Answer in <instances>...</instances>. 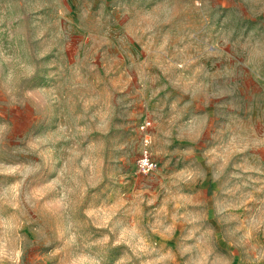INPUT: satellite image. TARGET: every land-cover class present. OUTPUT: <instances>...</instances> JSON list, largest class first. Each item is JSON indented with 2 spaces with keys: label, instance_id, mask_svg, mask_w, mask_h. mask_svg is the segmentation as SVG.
I'll return each instance as SVG.
<instances>
[{
  "label": "rangeland",
  "instance_id": "obj_1",
  "mask_svg": "<svg viewBox=\"0 0 264 264\" xmlns=\"http://www.w3.org/2000/svg\"><path fill=\"white\" fill-rule=\"evenodd\" d=\"M0 264H264V0H0Z\"/></svg>",
  "mask_w": 264,
  "mask_h": 264
},
{
  "label": "built area",
  "instance_id": "obj_2",
  "mask_svg": "<svg viewBox=\"0 0 264 264\" xmlns=\"http://www.w3.org/2000/svg\"><path fill=\"white\" fill-rule=\"evenodd\" d=\"M147 124H148V122H147ZM147 124L142 125V129L145 128L147 126ZM145 142H146V146L142 150L141 157L138 160V164H137V167L139 168V171L141 173H143V172L149 173L152 170H154V168H155L154 167L155 164H154L153 160L151 159L150 152H148V149H147L148 138H145Z\"/></svg>",
  "mask_w": 264,
  "mask_h": 264
}]
</instances>
